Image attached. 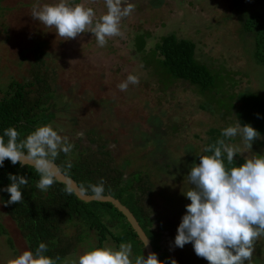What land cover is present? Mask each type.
<instances>
[{"label":"rangeland","instance_id":"1","mask_svg":"<svg viewBox=\"0 0 264 264\" xmlns=\"http://www.w3.org/2000/svg\"><path fill=\"white\" fill-rule=\"evenodd\" d=\"M59 2L0 0L2 90L5 91L11 80L31 79L39 51L43 70H54L57 82L45 106V114L52 118L39 127L51 126L66 137L73 145L70 157L80 151L96 149V144L89 141L90 132L105 138L107 150L125 175L139 169L153 182L151 228L159 231V227H163L161 251L177 264H208L195 255L192 244L181 249L174 247L173 242L186 212L185 205L190 203L184 194L190 190L187 173L195 163L189 156L199 157L204 153L210 129L222 131L236 125L235 106H230L228 112L223 108L229 104L226 98L248 88L254 91L264 84V68L257 66L252 58L254 40L241 29L243 17L237 11L239 8L233 6L234 0H162L156 7L153 0H129L135 10L120 22L123 35L107 38L106 46L99 47L91 32L62 40L54 28L32 19L34 5ZM66 2L69 6L91 7L95 13L94 23L107 11L105 0ZM170 32L194 41L197 60L222 76L220 93L212 94L213 113L201 108L205 96L188 83L173 81L164 88L158 74L134 51L132 43L138 33L147 36V55H150L149 47L154 40ZM130 74L138 77L139 84H130L127 91H120L118 85ZM216 99L226 105L219 109ZM230 103L235 104V100ZM217 110L224 117L217 114ZM156 120L160 124L158 130H155ZM154 131L163 132L164 143L162 151L151 156L153 145L144 143L143 136L148 134L152 139ZM81 132L82 137L78 135ZM261 137L253 141L250 150L245 148L239 135L226 143L244 152L234 157L251 159L258 153L264 154V136ZM77 224L74 221L63 226V234L74 235ZM0 225V264H8L9 260L29 250V246L1 204ZM119 245L109 240L99 243L97 232L87 230L74 251L57 264H70L71 260L94 248L118 250ZM254 246L252 259L245 264H264V235ZM144 253L147 256L145 249ZM130 259L135 260L133 250Z\"/></svg>","mask_w":264,"mask_h":264},{"label":"trees","instance_id":"2","mask_svg":"<svg viewBox=\"0 0 264 264\" xmlns=\"http://www.w3.org/2000/svg\"><path fill=\"white\" fill-rule=\"evenodd\" d=\"M153 1H155L154 7L162 3V0ZM243 2L244 0H234L233 6L239 8L237 11L243 17L240 21L242 31L252 36L254 40L252 53L254 62L257 66L264 68V0H248L245 4ZM154 41L149 47L150 55H147L146 35L138 33L132 46L137 54L140 53L143 56L144 64L152 67L162 79L164 88L173 81L188 83L200 95L205 96L206 100L201 108L213 113L212 94L219 92L223 78L218 72L197 60V44L190 39L178 37L175 32L161 35ZM39 55L38 51L37 65L34 64L31 79L19 82L11 80L5 91L0 85V94L5 92L0 98V136H3L5 129L13 127L19 133L18 139H25L40 124H46L52 118L50 114H45V106L54 94L57 85L56 75L54 70H43L44 64ZM226 99L229 101L227 105L221 102V99H216L219 109L225 104L223 108L228 112L230 106H235L234 115L241 126L248 124L257 130L260 136H264V84L262 88L254 89V91L248 88ZM233 99L235 104L230 103ZM216 113L220 114L219 110ZM156 122L155 130H158L160 124L158 120ZM173 129V131L176 130L175 127ZM208 133L205 147L214 145L221 139L225 143L233 141L231 138L224 137L219 128H212ZM151 137L152 139L145 134L143 136L145 142H143L152 143L154 150L149 153L152 156L154 152L162 151L163 132L154 131ZM4 139L7 142V137ZM89 141L96 144L95 150L80 151L75 154V157H70L71 151L67 154L61 151L55 158L54 164L63 175L76 183L84 195L95 196L90 186L99 185L103 181L104 192L101 196H110L125 206L150 241L152 252L157 254V259L164 264H170V255L160 249L163 227H159V231L151 228L150 204L153 188L151 178L139 169L125 175L122 169L116 166L114 158L107 150V140L102 136L90 132ZM187 153L192 152L187 150ZM202 155H212V153L204 152ZM259 156L264 154L256 155V157ZM189 158L195 164L200 162V157L190 155ZM222 159L228 169L240 166L246 160L241 156L234 157L233 163L229 164L226 153L222 154ZM10 173L26 177L28 184L20 188L23 199L19 204L5 207L3 202L10 196L5 191H0V204L16 222L28 243L29 250L34 254L39 244L44 243L47 245V251L43 254L53 259L59 257L57 264L74 251L87 230H95L99 243L106 240L113 241L117 245L130 243L134 258L140 255L147 257L143 242L125 215L111 203L82 201L72 189L69 194L66 189L70 188L56 179L47 191H41L36 187L40 177L35 168L21 166V164L13 165L7 159L0 167V189L6 188L11 183L8 179ZM74 221L78 223L75 234L72 236L63 234L62 227Z\"/></svg>","mask_w":264,"mask_h":264},{"label":"clouds","instance_id":"3","mask_svg":"<svg viewBox=\"0 0 264 264\" xmlns=\"http://www.w3.org/2000/svg\"><path fill=\"white\" fill-rule=\"evenodd\" d=\"M107 11L95 23V13L91 7L82 4L69 6L66 0L49 5H34L31 17L47 28H54L62 40L75 39L79 34L91 32L99 47L107 44V38L122 36L120 22L128 17L135 5L129 0H105ZM139 84L135 75H128L118 88L127 91L129 85ZM83 136V133H78ZM226 138L241 136L245 148L251 149L254 140L261 139L260 133L252 126H235L222 130ZM7 137V142H5ZM19 133L9 127L0 136V167L7 159L13 165L21 164L35 168L39 174L36 187L47 191L55 182L53 163L62 151L65 154L73 145L66 137L59 135L51 126H41L25 139H18ZM212 155H201L199 164H193L187 173L191 185L184 195L190 203L185 205L186 212L176 229L173 246L183 248L191 243L197 257L204 258L208 264H245L252 259L255 241L264 235V156L246 159L240 166L225 167L222 154L226 153L227 162L233 163L238 153H244L224 140L203 149ZM71 167V164H68ZM11 183L0 191L10 194L4 206L19 204L22 199L21 186L28 184L24 176L8 174ZM92 193L100 197L103 181L91 185ZM71 194V189H66ZM147 245L144 244L143 247ZM132 245L122 243L118 250L94 248L80 254L70 264H133ZM47 245L40 243L35 254L30 250L8 261V264H56L55 259L44 255ZM170 264H177L169 258ZM135 264H164L157 254L149 252L147 257L140 255Z\"/></svg>","mask_w":264,"mask_h":264},{"label":"water","instance_id":"4","mask_svg":"<svg viewBox=\"0 0 264 264\" xmlns=\"http://www.w3.org/2000/svg\"><path fill=\"white\" fill-rule=\"evenodd\" d=\"M21 166H25V165H21ZM53 170L55 173V179L58 182L64 183L65 185H67L70 189L73 190V192L75 193V195L82 201L85 202H91V201H99V202H109L111 203L114 207H116L121 213H123L126 217V219L128 220V222L130 223V225L133 227L134 231L137 233V235L139 236V238L141 239V241L143 242V244H146L147 246L145 247V250L147 252V255L149 252H152V248L150 245V241L147 239L146 235L144 234V232L142 231V229L139 227L136 219L134 218V216L130 213V211L123 206L118 200L110 197V196H105V197H97V196H89V195H84L81 190L79 189V187L76 185V183L66 177L65 175H63L59 169L57 168V166L53 163Z\"/></svg>","mask_w":264,"mask_h":264}]
</instances>
